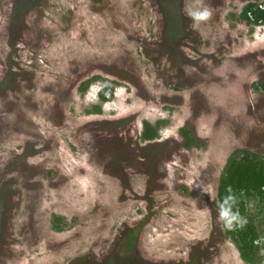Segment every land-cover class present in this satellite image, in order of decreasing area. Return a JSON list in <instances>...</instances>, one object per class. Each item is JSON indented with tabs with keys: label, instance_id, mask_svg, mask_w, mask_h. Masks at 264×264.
I'll use <instances>...</instances> for the list:
<instances>
[{
	"label": "rangeland",
	"instance_id": "1",
	"mask_svg": "<svg viewBox=\"0 0 264 264\" xmlns=\"http://www.w3.org/2000/svg\"><path fill=\"white\" fill-rule=\"evenodd\" d=\"M252 1L184 0L189 35L169 46L156 0H41L20 24L0 0V264L101 260L130 231L147 261L249 264L217 187L235 149L264 155V24L240 17Z\"/></svg>",
	"mask_w": 264,
	"mask_h": 264
},
{
	"label": "trees",
	"instance_id": "2",
	"mask_svg": "<svg viewBox=\"0 0 264 264\" xmlns=\"http://www.w3.org/2000/svg\"><path fill=\"white\" fill-rule=\"evenodd\" d=\"M41 0H13L11 20L15 24L24 21L27 13ZM163 18L162 40L166 45L177 43L182 37L189 35V18L184 10V0H156ZM249 12L252 13L251 20ZM244 20L254 24L264 22V9L258 7V2L247 3L240 14ZM16 42H13V44ZM100 78L94 75L85 80L81 91ZM5 78L4 82H8ZM264 86V84H262ZM114 88L104 85L99 90L101 103L95 106V111H101L102 102L108 101L113 95ZM165 120L160 118L155 122L143 121L141 139L151 141L159 137V129ZM181 133L187 148L195 146L198 141L192 136L188 127H182ZM218 209L222 218L224 233L236 245L244 261L249 264H259L263 260L264 231L260 230L256 222L257 217L264 223V155L250 149L237 148L227 158L217 187ZM4 194L0 189V234L3 221ZM254 203L255 212H250L248 204ZM223 213V214H222ZM60 220V217H56ZM54 227L62 229L57 222ZM135 232L130 231L122 244L110 250L101 260L84 259L80 264H185L182 262H152L142 259L135 250Z\"/></svg>",
	"mask_w": 264,
	"mask_h": 264
},
{
	"label": "built area",
	"instance_id": "3",
	"mask_svg": "<svg viewBox=\"0 0 264 264\" xmlns=\"http://www.w3.org/2000/svg\"><path fill=\"white\" fill-rule=\"evenodd\" d=\"M258 7H259L260 9H264V2H259V3H258ZM248 14H249V16H250V18H251V20H252V19H253V15H252V13L249 12Z\"/></svg>",
	"mask_w": 264,
	"mask_h": 264
},
{
	"label": "clouds",
	"instance_id": "4",
	"mask_svg": "<svg viewBox=\"0 0 264 264\" xmlns=\"http://www.w3.org/2000/svg\"><path fill=\"white\" fill-rule=\"evenodd\" d=\"M258 24H264V22H262V23H258ZM223 214V213H222Z\"/></svg>",
	"mask_w": 264,
	"mask_h": 264
},
{
	"label": "crops",
	"instance_id": "5",
	"mask_svg": "<svg viewBox=\"0 0 264 264\" xmlns=\"http://www.w3.org/2000/svg\"><path fill=\"white\" fill-rule=\"evenodd\" d=\"M263 32V31H262Z\"/></svg>",
	"mask_w": 264,
	"mask_h": 264
}]
</instances>
